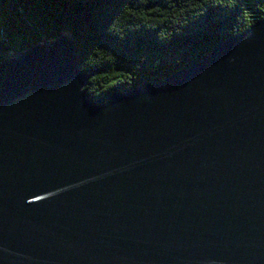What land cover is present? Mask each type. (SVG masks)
I'll use <instances>...</instances> for the list:
<instances>
[{"label":"water","instance_id":"water-1","mask_svg":"<svg viewBox=\"0 0 264 264\" xmlns=\"http://www.w3.org/2000/svg\"><path fill=\"white\" fill-rule=\"evenodd\" d=\"M89 76L70 32L0 63V264H264V20L161 82Z\"/></svg>","mask_w":264,"mask_h":264},{"label":"trees","instance_id":"trees-1","mask_svg":"<svg viewBox=\"0 0 264 264\" xmlns=\"http://www.w3.org/2000/svg\"><path fill=\"white\" fill-rule=\"evenodd\" d=\"M33 1L42 17L17 10L25 24L12 35L4 25L0 63L4 52L70 32L80 67L90 75L86 90L95 98L161 82L264 20V0Z\"/></svg>","mask_w":264,"mask_h":264},{"label":"rangeland","instance_id":"rangeland-1","mask_svg":"<svg viewBox=\"0 0 264 264\" xmlns=\"http://www.w3.org/2000/svg\"><path fill=\"white\" fill-rule=\"evenodd\" d=\"M17 10L24 12H30L34 16L41 18L36 3L33 0H0V36L3 32L4 25L7 24L13 30L11 35L18 31L19 28H23L25 22L20 18ZM11 35L7 38L11 40ZM0 51H2V44L0 42ZM8 53L4 52V56Z\"/></svg>","mask_w":264,"mask_h":264}]
</instances>
